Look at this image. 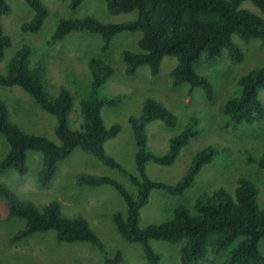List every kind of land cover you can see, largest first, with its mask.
I'll list each match as a JSON object with an SVG mask.
<instances>
[{
    "label": "trees",
    "instance_id": "1",
    "mask_svg": "<svg viewBox=\"0 0 264 264\" xmlns=\"http://www.w3.org/2000/svg\"><path fill=\"white\" fill-rule=\"evenodd\" d=\"M84 0H70L68 8L75 10ZM112 15L137 12L134 20L108 24L92 17L61 19L52 33L49 45L62 41L72 32H86L101 37V53L110 47L113 37L121 32H140V52L123 51L125 74L134 76L138 68L147 66L152 75H157L164 57H175L177 64L171 70L173 88L186 84L187 96L195 88L203 92L205 101L211 102L214 90L205 75L196 72L194 66L201 61L210 63L222 56L231 63H241L244 53L234 43L236 36L241 43L255 40L264 44V0H103ZM33 17L20 25L22 33H38L47 17V9L40 0H24ZM248 2L256 11L243 8ZM10 13L5 0H0V60L10 47V39L4 34L1 20ZM32 48L23 45L8 61L6 72L0 73L1 87H20L28 94L33 104L56 118L54 136L58 143L43 135L27 133L10 120V109L0 102V134L8 151L0 159V172L14 169L20 177L28 173L27 153H41V167L37 183L48 187L58 168L75 149H79L112 169L117 170L134 186L129 192L120 182L108 176L81 173L76 176L78 186L114 188L125 204L123 212L112 214V223L120 238L142 247L148 264H159V255L149 245L156 240L179 246L180 264H214L218 256L228 251L223 264H264L258 244L264 240V207L257 203L258 188L246 178H240L232 193L218 189L211 194H202L189 209L183 205L172 211L169 221L139 226L140 210L149 201L152 191H162L171 196L182 195L189 189L201 169L211 164L219 151L205 147L197 152L184 176L174 185L156 182L146 174V165L151 162L160 166L174 163L181 149L187 146L195 132L189 122L177 136L169 140L167 152L156 156L147 151L146 126L152 121H161L166 127L176 125L175 116L152 99H146L137 118H129L135 153V175L126 172L118 162L105 153L104 144L114 139L121 126L106 127L101 118L103 107H115L119 96L100 97L92 94L113 76V69L104 57L90 58V92L79 102L77 113L80 124L73 129L69 125L74 110L75 97L64 86H54L47 78L46 63L31 61ZM238 95L226 98L221 111L227 118L226 128L237 131L240 127L264 120V106L259 97L264 90V66L242 73L236 80ZM10 111V112H9ZM13 119V118H12ZM246 162L264 169V154L255 159L245 157ZM8 215L23 220V228L12 241L26 239L35 233L54 231L56 240L64 243L84 242L95 247L103 256L102 264H122L123 257L117 252L109 258L100 238L82 217H67L57 201L36 205L19 200L8 187L0 185ZM213 256V258L207 256ZM211 259V260H210Z\"/></svg>",
    "mask_w": 264,
    "mask_h": 264
},
{
    "label": "rangeland",
    "instance_id": "2",
    "mask_svg": "<svg viewBox=\"0 0 264 264\" xmlns=\"http://www.w3.org/2000/svg\"><path fill=\"white\" fill-rule=\"evenodd\" d=\"M10 13L1 20L5 35L10 39V47L0 60V73L6 72L7 61L23 46L32 48L31 61L46 63L49 82L68 88L75 97L74 110L69 125L75 129L80 124L77 114L79 102L90 92L88 61L103 56L113 69V76L96 92L97 98L119 96L121 101L115 107L105 106L101 118L106 127L113 124L121 126L114 139L104 144L105 153L112 157L126 171L135 175V144L129 118L140 115L146 99H152L170 111L176 118L173 128L166 127L161 121H152L146 126L147 151L164 155L169 140L177 136L188 123L195 132L189 144L183 147L174 163L160 166L147 163V176L168 185L176 184L188 170L192 157L205 147L219 151L211 164L204 166L195 177L193 185L182 195L171 196L154 190L148 203L141 208L139 226L159 224L171 220L175 207L183 205L189 209L202 194H211L218 189L232 193L240 178L252 181L258 188L257 203L264 207V169L248 164L245 157L255 159L264 154V120L237 131L226 128L227 118L221 111L224 100L238 95L235 85L238 77L255 67L264 66V44L251 41L243 44L233 36L235 44L244 53L241 63H231L225 56L206 63L202 59L194 68L205 75L213 87L214 97L205 101L203 92L195 88L187 96L188 87L182 84L173 88L171 70L177 64L175 57H164L157 75H152L147 66L138 68L134 76L125 74L123 51L140 52L138 39L140 32H121L113 37L109 50L101 53V37L86 32H72L62 41L49 45L48 42L61 19H82L92 17L102 23L117 24L134 20L137 12L112 15L103 0H84L75 10L68 8L70 0H40L47 9V17L41 30L36 34L22 33L20 25L33 17L31 9L24 0H5ZM243 8L256 9L248 2ZM264 106V90L259 95ZM224 101V102H223ZM0 102L10 109V120L27 133L43 135L58 143L54 136L56 118L35 106L28 94L20 87H1ZM223 102V103H222ZM13 118V119H12ZM8 151V145L0 134V159ZM42 156L38 152L27 153L28 173L20 177L14 169L0 172V185L8 187L19 200L45 205L57 201L62 213L67 217H82L100 238L109 258L120 252L122 264H148L142 247L123 241L112 223V214L125 210V204L117 191L110 186H78L76 176L81 173L108 176L120 182L129 192L135 188L128 178L115 169L105 166L93 156L75 149L65 160L58 164L51 184L41 188L37 183V172L41 167ZM24 222L8 215L4 199L0 196V264H102V254L91 244L84 242L64 243L56 240V233L48 231L35 233L26 239L12 241L23 228ZM149 245L159 255V264H180L179 246L151 240ZM264 256V240L258 244ZM228 251L221 253L214 264H223ZM213 258V256H207ZM211 260V259H210ZM205 261V260H204ZM202 261L201 264H208Z\"/></svg>",
    "mask_w": 264,
    "mask_h": 264
}]
</instances>
